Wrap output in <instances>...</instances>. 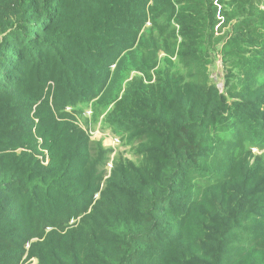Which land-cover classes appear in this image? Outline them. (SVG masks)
<instances>
[{"label": "trees", "instance_id": "trees-1", "mask_svg": "<svg viewBox=\"0 0 264 264\" xmlns=\"http://www.w3.org/2000/svg\"><path fill=\"white\" fill-rule=\"evenodd\" d=\"M179 4L183 73L142 65L122 90L130 57L155 67L145 28L171 0H0V264H264V0ZM215 45L244 68L224 92ZM89 106L135 138L137 168L105 181L109 154L70 118Z\"/></svg>", "mask_w": 264, "mask_h": 264}, {"label": "rangeland", "instance_id": "rangeland-1", "mask_svg": "<svg viewBox=\"0 0 264 264\" xmlns=\"http://www.w3.org/2000/svg\"><path fill=\"white\" fill-rule=\"evenodd\" d=\"M175 14L170 20L167 18L168 14L162 13L155 16L157 26L150 28L148 24L145 28L148 37H152L157 40L160 44V50L157 52L155 59V67L151 68L147 66L146 57L142 56V53L138 52L130 57L126 63V71L122 75V87L124 90L126 83L133 79L142 80L146 79V75L142 74L140 70L142 65H146L148 74L155 78L156 74H160L162 71L170 70L171 72L183 73L179 64L180 55V31L181 27L178 25V19L183 18L185 21L188 20V15L182 10L183 5H180L181 0H171ZM264 9V7H263ZM5 13L0 12V31H2L1 24L6 19ZM169 21V22H168ZM164 27L166 29L164 30ZM161 31H163L161 33ZM216 31V29H215ZM223 31L228 32L227 29ZM161 33V34H160ZM261 34L259 35L260 40L257 48L264 51V28H261ZM217 35V34H215ZM174 36L177 38L175 41ZM168 51H164V49ZM247 54L246 56H248ZM256 62L261 60V57L255 58ZM264 68V64H262ZM244 68L236 67L230 69L228 63L223 60L221 55V45H215L208 49V67L207 73L209 75V81L220 91L224 92L229 85H236L237 81L244 78ZM264 71V69H263ZM258 83L264 81L263 72L258 73L256 76ZM138 82L135 83V85ZM70 111V110H69ZM105 116V109L99 110L95 115L89 106L86 109L79 110L76 113H71V120L85 134L93 141L100 143L105 151L109 154V162L106 167L105 181L108 182L114 170L120 168L134 169L137 168L141 161V147L137 144L134 137L123 134L122 132H113L111 128L104 125L103 119ZM253 154L261 155L264 159V150L258 151L257 149L252 150ZM106 186L103 188L105 190ZM98 209V207H96ZM73 221L71 225H73ZM20 264H37L35 260H28L26 257L22 259Z\"/></svg>", "mask_w": 264, "mask_h": 264}]
</instances>
